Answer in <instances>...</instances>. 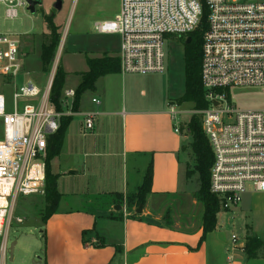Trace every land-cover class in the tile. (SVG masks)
Returning <instances> with one entry per match:
<instances>
[{"label": "built area", "instance_id": "built-area-1", "mask_svg": "<svg viewBox=\"0 0 264 264\" xmlns=\"http://www.w3.org/2000/svg\"><path fill=\"white\" fill-rule=\"evenodd\" d=\"M5 16L15 19L26 0H0ZM208 28L202 44L201 77L209 106L193 113L201 116L203 130L214 154L210 190L221 201V211L237 207L248 187L264 192V109L223 107V89L231 86L264 88V0H205ZM202 16L200 0H122L114 19L97 21L101 34L120 37L122 74L160 73L166 70L168 39L188 36ZM59 55L44 88L27 82L8 104L0 93V264L9 252L8 232L20 196L46 195V159L49 139L61 127L64 116H74L75 90L68 89L62 110L51 102V89ZM20 40L0 33V75L20 71ZM21 99L25 102L20 104ZM96 105L101 103L92 98ZM217 102V104H216ZM69 107L68 109H66ZM177 104L170 105L180 133ZM85 129L91 131L98 111L82 112ZM16 222L23 219L15 217ZM264 248V237H262ZM247 236L231 235L227 264H237L235 251L246 253ZM41 259H43L41 257Z\"/></svg>", "mask_w": 264, "mask_h": 264}, {"label": "crops", "instance_id": "crops-1", "mask_svg": "<svg viewBox=\"0 0 264 264\" xmlns=\"http://www.w3.org/2000/svg\"><path fill=\"white\" fill-rule=\"evenodd\" d=\"M105 54L119 56L104 51L96 57ZM65 70L69 80L71 71ZM87 70L88 65L77 73ZM136 76L142 75L116 72L97 80L93 97L101 103L96 110L86 109L85 100L77 114L84 138H79L70 123L60 154L51 162L52 173L60 177L78 173L75 159L69 172L53 171V161L60 166L63 154L75 157L83 153L85 158L102 156L110 161L120 157L123 168L125 160L132 157L138 172L133 187L124 170L116 173L108 167L100 171L98 161L84 162V175L92 177L97 171L95 184L68 193L57 186L61 199L45 224L49 244L43 264H227L231 238L219 222L203 236L204 204L197 197L199 186L183 177L185 136L174 130L171 98L164 105H154L149 99L137 97ZM101 78H108L110 85H101ZM140 91L146 93L145 89ZM84 111L102 115L91 131L85 129ZM150 164L151 192L143 205L130 206L127 199L138 192ZM71 169L77 170L71 173ZM98 196L107 200L98 205L94 202ZM71 198L76 200L74 206ZM234 255L237 264H264L263 256L249 258L239 250Z\"/></svg>", "mask_w": 264, "mask_h": 264}, {"label": "rangeland", "instance_id": "rangeland-1", "mask_svg": "<svg viewBox=\"0 0 264 264\" xmlns=\"http://www.w3.org/2000/svg\"><path fill=\"white\" fill-rule=\"evenodd\" d=\"M122 0H63L62 8L56 9V0H42L41 5L36 6V11L32 13L27 7L19 9V16L9 19L5 16V7L0 3V33L12 34L20 40V71L16 75H0V93L3 92L8 104L12 103L13 93L27 82H34L39 87L44 88L47 84L49 74L53 69L55 57L59 55L62 46L58 67L62 66L71 74L69 80L63 88L62 99L66 97L68 89H74L79 85V73L87 67L86 58L102 55L104 51L119 53L120 37L117 34H101L96 31L95 23L114 19L120 11ZM46 16H52L54 24L59 28L60 43L53 62L48 66L47 71H43L40 58L41 46L45 37L50 34ZM166 70L160 73L137 74L134 85L137 87L135 94L137 97L149 99L154 105H164L171 98L172 104H177V109L184 111L178 115L180 128L184 130L192 115L201 118L192 102L181 101V96L185 91V71H184V44L175 38L168 39ZM58 69V68H57ZM101 78V85H110L111 82ZM110 87V86H109ZM145 89L146 93L140 90ZM222 92L227 99L223 102V107L230 106L241 110H260L264 109V88L259 86H231ZM95 90H88L82 96L81 102L86 100V109L96 110L98 106L92 102ZM61 99V100H62ZM25 102L21 99L20 104ZM67 107L66 109H68ZM79 110H83L80 108ZM102 115L96 118L101 119ZM79 120L81 116L74 115L72 125L76 129L79 138H84V131L80 128ZM118 126L116 127L117 132ZM97 131V129H96ZM184 144L187 150L182 151L183 177L186 180H193L199 186L198 174L194 172L195 158L189 148L192 140L191 136L183 131ZM118 136V134H117ZM1 138V132H0ZM89 147V145L87 146ZM75 157L63 154L61 164L57 166L53 161V171L62 170L69 172L71 161L75 159L78 166V173L64 174L58 176V188L63 192H79L86 185L93 187L96 180L97 171L92 177L84 175V162L90 164L91 161H98L97 170H106L111 167L114 172L121 173L124 170L133 187L132 180L137 176V169L133 166V158L125 160L123 168L122 158L114 157L103 160V157L85 158L83 153L75 154ZM71 157V158H70ZM74 162V161H72ZM77 170V169H71ZM58 189V190H59ZM45 196H20L15 208L14 220L8 232V248L11 243L16 241L13 260L8 252L6 263L10 264H32V260L38 256L45 257L47 245L49 244L48 232L45 239L41 232L43 226ZM99 197V196H98ZM71 198L72 205L76 200ZM95 199V203L105 202L106 197ZM82 201H80L81 203ZM86 203V202H85ZM84 202L85 206H87ZM89 206V205H88ZM20 217L23 222L18 223L15 217ZM220 228L227 231L229 237L233 233L239 236L264 237V192H254L248 187V192L243 195L240 204L229 211H220L218 214ZM45 243V246H44Z\"/></svg>", "mask_w": 264, "mask_h": 264}, {"label": "trees", "instance_id": "trees-1", "mask_svg": "<svg viewBox=\"0 0 264 264\" xmlns=\"http://www.w3.org/2000/svg\"><path fill=\"white\" fill-rule=\"evenodd\" d=\"M200 2L202 4V16L198 26L188 36L179 37V40L184 44L185 71V91L181 96V101L192 102L196 110H202L209 106L201 77L202 44L204 33L208 28V9L205 0H200ZM45 19L48 23L50 34L45 37V41L41 46L40 58L43 71H47L48 66L52 64L61 36L59 28L53 22V17L46 16ZM86 61L88 70L79 73L80 83L75 90L73 102L74 111H79L83 94L88 90H95L96 82L101 76L120 72V62L117 57H111L105 54L102 57H88ZM66 76L67 72L64 71L62 66L58 67L50 95L51 102L57 110H62L61 99ZM72 119V116H64L60 129L49 139L46 159V195L44 197L45 206L42 218L43 226L41 229L44 239L46 236L45 224L57 211L61 199V193L57 188L58 175L52 173L51 162L55 156L60 154L67 128ZM183 131L187 134L186 136H191L192 138L189 148L195 158L194 172L198 174L199 178L197 197L204 204L203 236H205L217 227L218 214L221 211L220 198L210 190V172L214 161V154L208 137L203 130L202 121L199 116L192 115L186 128L184 130L180 128V133L183 134ZM184 150H187L185 144L182 146V151ZM151 185L152 164L149 165L138 192L134 196L128 197L129 205L132 206L134 203L143 205L148 194L151 192ZM246 254L249 258L264 257L262 238L247 236ZM42 258L44 259V257Z\"/></svg>", "mask_w": 264, "mask_h": 264}, {"label": "water", "instance_id": "water-1", "mask_svg": "<svg viewBox=\"0 0 264 264\" xmlns=\"http://www.w3.org/2000/svg\"><path fill=\"white\" fill-rule=\"evenodd\" d=\"M28 3V10H30L32 13H34L36 11V6L37 5H41L42 4V0H26ZM62 4H63V0H56L54 6L56 9L60 10L62 8ZM189 40V38H188ZM217 104V102H216ZM71 173H75V170H71ZM117 208H120V206H118ZM17 244L16 241L12 242L10 245V249H9V253H10V258L11 260H13V254H14V249H15V245ZM32 264H43L42 263V259L40 256H38L36 259L32 260Z\"/></svg>", "mask_w": 264, "mask_h": 264}]
</instances>
